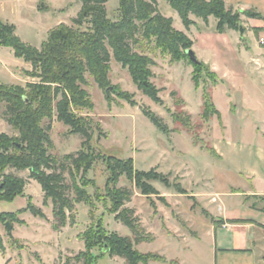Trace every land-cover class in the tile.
I'll return each mask as SVG.
<instances>
[{"label": "rangeland", "instance_id": "obj_1", "mask_svg": "<svg viewBox=\"0 0 264 264\" xmlns=\"http://www.w3.org/2000/svg\"><path fill=\"white\" fill-rule=\"evenodd\" d=\"M49 4L55 10L50 9ZM49 4L41 0L39 8H34V5L22 9L7 6L0 9V20H9L7 23L17 27V34L38 49L42 47L43 40L47 41L49 32L61 24L81 31L89 29V24L79 27L74 23L82 7L79 0H52ZM106 9L110 20L120 19L119 0H108ZM158 10L173 19V27L177 31H185L179 14L166 1H158ZM193 18L198 25L192 29L190 36L196 40L197 50L215 64L218 74L229 83H225L228 87L230 84H234L235 88L238 85L236 91L224 94L221 85L217 87L219 77L215 85L206 72L197 73L199 84L196 87L194 66L188 59L174 61L154 42L144 41L141 46L135 47V51L154 60L155 64L150 67V82L160 90L159 97L163 104L159 105L144 95L132 80L129 70L111 56V86L131 95L137 105L132 106L126 98L114 92L109 103L104 91L86 73V84H82L81 88L90 96L94 107L92 110L74 108V111L90 123L93 129L90 147L96 153L123 160L132 159L137 171L157 174L167 180V183L146 180L156 191L150 195L142 194L127 176L119 180L118 188L133 193L126 207L134 211L138 231L144 237L152 238L151 242L135 245V248L142 253H156L176 264H215L211 230L224 220V205L228 207L229 216L243 219L257 220L261 215L255 212L258 210L256 208L264 211V198L246 194L253 187L264 189V86L259 81L256 84L245 79L239 71V67L243 68V60H246L243 47L257 40L253 32L244 34L245 16L240 27L243 32L235 30L239 40L231 34L224 37L216 33L218 21L213 17L208 23L196 16ZM210 37H219L223 41L213 40L211 43ZM227 39L231 40L233 47V54H228L232 61L216 52L217 49L227 51ZM211 46L217 49L213 50ZM12 52V56L0 52V61H3L0 62L1 84L18 86L26 94H30L31 85H52L43 83L41 78L27 76L25 69H31V62L17 58ZM17 63H21L18 67L20 70L16 68ZM5 65L13 67L15 73L13 68L9 72ZM207 93L212 95L222 120L216 116L209 120L203 118L204 94ZM243 104H249V108L256 110L255 113H251ZM141 107L160 117L167 126V132L153 125L142 113ZM6 111V103H0V133L17 140L20 133L9 126ZM174 114L182 117L189 115L190 125L187 127L175 122ZM41 127L48 133L49 145L45 147L48 154L62 160L67 155H77L83 149V138L71 134L70 128L57 120L56 113L52 120L44 119ZM30 173V170L12 167L4 172L6 176L24 180L26 186L23 196L11 202H0V213L17 215L16 221L10 223L11 233L7 230V224L0 225V239L4 247V251L0 248V264H83L75 260L78 254L85 251L82 235L101 218L109 234L116 233L134 242L136 234L109 214L107 201L98 199H94V209L83 203L76 204L75 225L69 223L61 231H54L53 203L51 200L44 203L42 187L33 179L34 182H30ZM110 177L107 164L98 161L87 175L92 183L87 191L94 198L98 195L106 197ZM3 180L1 177L0 183ZM65 180L66 184L72 185L69 173H65ZM67 195L71 200L75 199L72 189ZM30 199L43 212L44 218L35 217L29 211L19 214L20 210L26 209ZM245 205H254L256 210ZM92 210L94 216L91 215ZM93 255L96 257L93 264H128L125 259L112 257L102 248H96ZM169 262L165 264H171Z\"/></svg>", "mask_w": 264, "mask_h": 264}, {"label": "trees", "instance_id": "obj_2", "mask_svg": "<svg viewBox=\"0 0 264 264\" xmlns=\"http://www.w3.org/2000/svg\"><path fill=\"white\" fill-rule=\"evenodd\" d=\"M79 1L82 7L74 23L79 27L89 24V29L81 31L61 24L49 32L47 41L40 49L23 42L16 34L15 25L0 20V47L11 48L17 58L31 62L33 69L26 72L27 76L41 78L43 83L53 85H31L30 94H26L18 86L0 83V103H6L7 106L6 120L20 133L17 140L0 133V178H4L0 183V202H11L23 196L26 186L24 180L4 175L5 170L8 167L30 170V178L42 187L44 203L49 200L53 203L54 231H61L69 223L71 226L75 225L76 204L83 203L94 209V199H98L107 201L109 214L114 215L117 221L122 222L136 234L134 242L116 233L109 234L101 218L82 235L85 251L75 257L76 261L93 264L96 260L93 251L102 248L112 257L125 259L128 264L151 262L165 264L169 262L165 257L151 252L142 253L135 248V245L151 242L152 238L144 237L138 231L134 211L126 207V204L131 202L133 193L128 189L118 188V184L122 176H127L135 182L142 194L150 195L156 191L145 182L146 180H160L164 183H167V180L157 174L137 171L132 159L123 160L105 156L101 152L96 153L95 149L90 147L93 139L90 123L74 110H92L94 107L90 96L81 88L82 84H86L84 77L86 73L104 91L109 103L114 92L119 97L126 98L132 106L137 105L131 95L111 86L109 79L111 56L129 70L132 80L144 95L162 105L160 90L150 82L152 77L150 67L155 64L154 60L146 54L136 52L135 47L141 46L144 41L154 42L163 53L171 55L172 60L190 61L186 52L193 48L194 43L185 33L173 27L172 18L159 12V0H119L118 21L108 18L106 9L108 0ZM163 1L179 14L186 29L195 24L191 15L205 23H208L211 17L215 18L218 21L216 32L219 34H224L228 30H239L242 27V15L246 18L260 17L254 10L235 12L233 8L226 6L224 0ZM190 63L194 66L193 80L196 87L199 84L198 74L203 72L209 74L215 85L217 84V74L212 72L208 65L201 61ZM204 97L203 118L209 120L216 116L222 120V114L213 102L212 95L207 93ZM141 111L160 131L167 132V126L160 117L145 107H141ZM55 113L57 120L70 128L71 134L83 138V149L77 155H67L62 160L48 154L45 148L49 145L48 133L41 127V122L46 118L52 120ZM173 117L175 122L187 127L190 125L189 115L182 117L174 114ZM100 160L107 164L111 177L107 182L106 197L98 195L94 198L87 191L92 184L87 175ZM65 173L70 174L72 185L66 184ZM71 189L75 195L74 200L67 195ZM31 199L26 209L20 210L19 214L29 211L35 217L44 218L43 212L33 205ZM91 215L94 216L93 210ZM16 219V214L0 213V225L13 223ZM219 222L223 224L225 221ZM227 222L243 224L247 220L235 219ZM0 248L4 251L1 239ZM169 263L176 264L174 261Z\"/></svg>", "mask_w": 264, "mask_h": 264}, {"label": "crops", "instance_id": "obj_3", "mask_svg": "<svg viewBox=\"0 0 264 264\" xmlns=\"http://www.w3.org/2000/svg\"><path fill=\"white\" fill-rule=\"evenodd\" d=\"M39 1L41 0H0V9H4L7 6L8 7L13 6V7L22 9L24 7H27V6L31 7L33 5H34V8H37ZM42 1L48 4L52 2V0H42ZM224 1L226 3V6L228 8H233L234 11L242 13L248 10H254L256 13L260 15V17H256V18H246V23H245L246 27H245L244 34H246L247 32L249 33L253 32L256 35L257 40L255 43H250V44L247 43L243 47L244 53L246 55V60H243L242 62L243 68L240 69L239 67V71L240 73L243 74V77L245 79L252 80L256 84L259 81L264 86V45L261 44V40L264 38V0H224ZM48 7L52 10H55L50 4L48 5ZM211 18L209 20H211ZM243 18H244V15L241 16L242 20H244ZM191 19L195 22V24L191 26L189 29L185 28V31H181V32H184L193 41L194 45L192 49L195 52L197 59L204 62L206 65L210 67L212 72L217 74V76L220 79L219 80L220 84L217 87L220 88V85H221V88L224 89V91L222 90L224 94L227 91H230V92L236 91L238 88V85L236 86V88L234 87V84H230V86L228 87L226 84H229V83L225 82L224 80L225 78H222L218 74L215 64H212L210 61H208L207 58H205L204 54H203L204 56L200 55V53L202 52L197 50L196 40H194L190 36V32L196 25H198V22L193 18V15H191ZM2 21L9 22V20L7 19H2ZM17 33H18V29L16 27V34ZM228 34H231L232 37H236V39L239 40V37L235 35L236 34L235 30H228L226 33L220 34V35L226 37V35ZM217 38L210 37L209 41L213 43V40H219V41L222 40L219 37ZM21 40L29 44L28 42L24 41L22 38ZM45 41L46 39L43 40L42 44ZM226 44H227L226 45L227 51L214 48L213 46L211 47L213 50L217 49L216 52H218V54L222 55L228 60V57L230 56V54L231 55L233 54V47L231 44V40L227 39ZM12 51L9 50L7 47H0V52H7L8 54H10V56H12L13 54ZM229 61H232L231 57H229ZM0 62L3 63L2 59ZM234 62H236L235 59H234ZM19 64L21 63L16 64L18 65L16 66V68L20 66ZM5 66L8 67L7 65ZM12 68L13 67L9 66L7 70L9 72L13 71L15 73L16 70L13 68V70L11 71ZM32 68L33 67H31V69H25V71H31ZM239 88L240 90H242L240 86ZM243 106H245L246 109L251 111V113H255L256 111L255 109L249 108V104H243ZM30 182H34V181H32L31 179ZM246 194H248L249 196H257L263 199L264 189H259V188L256 189V187H253V190H249V192H246ZM223 204L225 203L223 202ZM245 206L254 211L258 209L259 211L256 210L255 212L260 214L261 217L259 219L257 218V220L244 219V220H247V222L243 224H230L227 222L228 220L243 219V218H239V216H229L230 212L228 210V207L227 205H224L226 215L223 212L224 214L223 219L225 222L223 224L222 223L218 224L216 227H212L211 232L214 238V248L213 249H214V254H215V264H264V211L262 208L255 209L254 205H251V206L245 205Z\"/></svg>", "mask_w": 264, "mask_h": 264}, {"label": "water", "instance_id": "obj_4", "mask_svg": "<svg viewBox=\"0 0 264 264\" xmlns=\"http://www.w3.org/2000/svg\"><path fill=\"white\" fill-rule=\"evenodd\" d=\"M240 30H241V32H243V28H241ZM186 53H187L190 61H192L193 63L199 62L198 59H197V56H196L195 52L192 49L191 50H188ZM7 230H8L9 233L12 232V226H11L10 223H7Z\"/></svg>", "mask_w": 264, "mask_h": 264}, {"label": "built area", "instance_id": "obj_5", "mask_svg": "<svg viewBox=\"0 0 264 264\" xmlns=\"http://www.w3.org/2000/svg\"><path fill=\"white\" fill-rule=\"evenodd\" d=\"M261 44L264 45V38L261 40Z\"/></svg>", "mask_w": 264, "mask_h": 264}]
</instances>
